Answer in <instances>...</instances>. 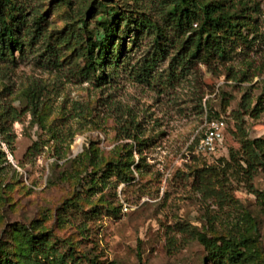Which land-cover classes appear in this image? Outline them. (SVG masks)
<instances>
[{
  "label": "rangeland",
  "instance_id": "1",
  "mask_svg": "<svg viewBox=\"0 0 264 264\" xmlns=\"http://www.w3.org/2000/svg\"><path fill=\"white\" fill-rule=\"evenodd\" d=\"M12 1L25 21L43 16L35 42L0 59V119L8 106L27 108L0 120V140L3 127L13 138L0 141V246L12 260L32 233L44 235L52 264H209L194 232L212 235V222L221 234H252L235 264H264V211L220 170L240 130L264 138V0H204L236 24L207 63L177 61L182 39L160 0ZM99 2L157 28L124 31L118 57L83 71L85 43L113 21ZM209 118L223 122L221 143L195 152ZM262 164L251 184L264 195ZM214 172L218 198L202 190L200 176Z\"/></svg>",
  "mask_w": 264,
  "mask_h": 264
},
{
  "label": "trees",
  "instance_id": "2",
  "mask_svg": "<svg viewBox=\"0 0 264 264\" xmlns=\"http://www.w3.org/2000/svg\"><path fill=\"white\" fill-rule=\"evenodd\" d=\"M160 2L165 8L164 15L169 22L170 29L176 37L182 39L179 46L181 52H177V55H180L177 56V61L192 56L193 60L207 63L209 59L218 58L225 52L226 40L228 35L234 32L236 24L222 3L204 0H160ZM98 6L110 10L109 13H111L113 21L100 22L98 30L102 36L98 40H92L89 37V42L85 43L84 51L88 57L83 71L85 68L95 71L103 62L106 64L111 59L118 57L124 31L129 33L130 31L138 32L142 27L157 28L155 24L149 23L142 14L133 17L127 13L119 12L112 6L106 8L107 6L101 2ZM23 10L22 5L16 4L12 0H0V59L9 55L10 48L22 50L24 46L32 45L41 33L43 16L33 14L28 22L23 18ZM80 25L84 27L85 21L80 20ZM155 42L157 43L156 40ZM84 73H88V71L85 70ZM33 93V91L30 92L27 102L32 106H34L36 98ZM25 109L27 108L16 111L10 106L6 107L0 119L1 124L6 120L9 124L15 121ZM2 126L4 125L2 124ZM2 131L4 134L0 141L10 144L13 138L8 129L3 127ZM238 142V149H229L227 158L221 159L220 170L228 172L234 180L247 186L248 191L255 195L261 210L264 211V195L260 191L254 190L251 184L256 170L263 165L264 138H248L240 130ZM30 149L31 146H28L24 155ZM1 160L5 159L4 153L0 150ZM218 175V172H214L200 176L203 183L202 190L208 197H219L218 190L213 186L211 179L213 176L215 177L213 179H216ZM207 230L212 235L208 236L196 231L194 237L201 245L205 260L209 264L241 263L252 251L251 244L254 238L248 231L238 232L235 235L229 234V232L221 234L216 231L212 222L209 223ZM22 238L23 245L18 246L14 255L15 260H12L9 252L0 246V264H52L53 261H48L50 255L47 254L43 234L24 233Z\"/></svg>",
  "mask_w": 264,
  "mask_h": 264
},
{
  "label": "built area",
  "instance_id": "3",
  "mask_svg": "<svg viewBox=\"0 0 264 264\" xmlns=\"http://www.w3.org/2000/svg\"><path fill=\"white\" fill-rule=\"evenodd\" d=\"M202 128L191 142L193 150L200 153H211L223 138V122L220 119H204Z\"/></svg>",
  "mask_w": 264,
  "mask_h": 264
}]
</instances>
